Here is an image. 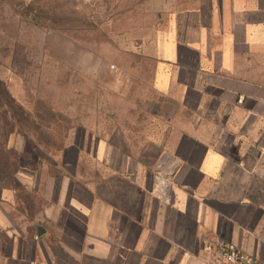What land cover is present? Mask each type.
Instances as JSON below:
<instances>
[{"label": "crops", "instance_id": "obj_1", "mask_svg": "<svg viewBox=\"0 0 264 264\" xmlns=\"http://www.w3.org/2000/svg\"><path fill=\"white\" fill-rule=\"evenodd\" d=\"M155 42L171 126L135 158L73 137L63 172L94 154L98 178L38 183L37 214L0 187V264H212L219 238L264 263V0L194 1Z\"/></svg>", "mask_w": 264, "mask_h": 264}, {"label": "rangeland", "instance_id": "obj_2", "mask_svg": "<svg viewBox=\"0 0 264 264\" xmlns=\"http://www.w3.org/2000/svg\"><path fill=\"white\" fill-rule=\"evenodd\" d=\"M194 1L0 0V187L19 188L26 213L40 212L36 185L60 178L73 137L135 158L171 126V101L154 88V46ZM97 160L85 155L64 176L96 179Z\"/></svg>", "mask_w": 264, "mask_h": 264}, {"label": "built area", "instance_id": "obj_3", "mask_svg": "<svg viewBox=\"0 0 264 264\" xmlns=\"http://www.w3.org/2000/svg\"><path fill=\"white\" fill-rule=\"evenodd\" d=\"M244 102L243 98L239 104ZM163 190L168 195L171 184L163 181ZM206 253H215L216 258L212 264H264L255 256L245 253L240 247L225 241L217 239L214 243H208L204 246Z\"/></svg>", "mask_w": 264, "mask_h": 264}]
</instances>
